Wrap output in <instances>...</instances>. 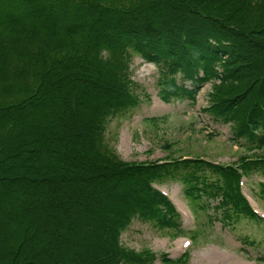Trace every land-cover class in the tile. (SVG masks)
Listing matches in <instances>:
<instances>
[{
	"label": "trees",
	"instance_id": "obj_1",
	"mask_svg": "<svg viewBox=\"0 0 264 264\" xmlns=\"http://www.w3.org/2000/svg\"><path fill=\"white\" fill-rule=\"evenodd\" d=\"M134 55L156 67L165 103L195 101L212 82L204 110L231 123L232 163L125 160L107 143V122L149 96L132 78ZM240 170L264 177V0H0V239L11 234L0 264H189L121 234L133 219L185 233L151 185L168 178L194 210L211 197L223 220L256 219Z\"/></svg>",
	"mask_w": 264,
	"mask_h": 264
},
{
	"label": "rangeland",
	"instance_id": "obj_2",
	"mask_svg": "<svg viewBox=\"0 0 264 264\" xmlns=\"http://www.w3.org/2000/svg\"><path fill=\"white\" fill-rule=\"evenodd\" d=\"M131 72L132 78L149 96L142 94L140 103L129 111V115L111 118L106 124L105 133L107 143L123 159L149 160L163 157L164 154L177 157L194 153L223 164L232 163L230 161L236 158L239 149L231 136V123L214 122L212 116L204 110L208 107L211 81L200 86L195 101L187 97H172L168 103H164L157 95L158 72L152 63L144 62L134 55ZM185 85L189 86L188 81ZM194 102L199 103V110ZM124 135L127 136V143L122 141ZM246 175L248 181L245 182L243 192L264 213V198L253 190L257 189L256 181L264 182V177L257 172H247ZM156 183L159 184L158 188L167 191L175 204L180 216L178 221L185 232L184 237L193 238L189 231L195 224L196 229H204L203 233L193 238L191 245L182 246L176 251L182 237L165 235L151 221L133 219L121 234L123 245L136 251L148 247L158 254L166 252L169 257L178 256L187 250L189 264H264V221L244 215L232 216L235 220H223L222 215L218 216L217 210L210 204V197L202 210L192 209L197 219V223H193L189 212H181L177 205L180 200L188 203L182 181L168 178L165 182ZM3 219L1 217L0 236ZM10 241L11 234H6L0 239V247L7 249L5 245ZM155 264L162 263L157 259Z\"/></svg>",
	"mask_w": 264,
	"mask_h": 264
},
{
	"label": "bare ground",
	"instance_id": "obj_3",
	"mask_svg": "<svg viewBox=\"0 0 264 264\" xmlns=\"http://www.w3.org/2000/svg\"><path fill=\"white\" fill-rule=\"evenodd\" d=\"M122 141H123L124 143H127V136H126V135L123 136ZM179 244H180V241H179Z\"/></svg>",
	"mask_w": 264,
	"mask_h": 264
}]
</instances>
